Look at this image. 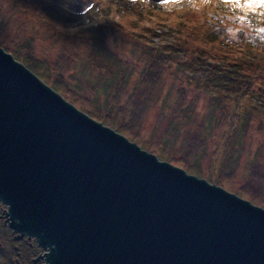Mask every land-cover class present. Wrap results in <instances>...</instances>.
Listing matches in <instances>:
<instances>
[{"label":"water","instance_id":"obj_1","mask_svg":"<svg viewBox=\"0 0 264 264\" xmlns=\"http://www.w3.org/2000/svg\"><path fill=\"white\" fill-rule=\"evenodd\" d=\"M0 203L37 264H264V207L80 110L0 46Z\"/></svg>","mask_w":264,"mask_h":264},{"label":"trees","instance_id":"obj_2","mask_svg":"<svg viewBox=\"0 0 264 264\" xmlns=\"http://www.w3.org/2000/svg\"><path fill=\"white\" fill-rule=\"evenodd\" d=\"M125 1L128 0H90V6L83 10L90 20L85 25L76 23L79 15L69 0H18L26 7H41L36 14L39 22L35 18L25 28L10 26L11 39L21 50H31L37 24L44 28L41 32L51 44L60 43L62 47L53 64L46 68L62 82L67 78L65 85L79 91L78 99L68 94L66 97L81 106L79 101L90 102L102 91L108 92L113 85L101 90L105 78L109 70L120 67L129 78L122 86L134 106L132 125L149 112L159 116L153 130L160 139L151 145L141 144L144 148L225 188L241 175L237 180L241 185L238 194L264 206V13L230 6L225 0H218L208 12L203 3L195 2L183 8L188 25L177 20L178 10H169L165 33L164 28H155L167 17L159 16L163 14L161 8L150 6L152 13L146 16L144 0H132L130 4ZM169 1L172 0H163V4ZM201 9L199 18L196 14ZM17 20L15 14L11 23ZM2 21L0 27L5 30L7 25ZM43 22L50 25L45 27ZM123 26L133 27L134 32L115 30ZM71 28L74 34H67ZM124 39L135 47L138 56L142 55L139 63L125 54L121 46ZM11 52L47 82L45 72L38 70L30 58L22 59L18 50ZM105 59L113 66L111 69L104 66ZM140 74L144 87L132 89L133 78ZM170 111L172 114L166 115ZM89 112L102 117L93 110ZM179 140L184 142L179 150L181 157L175 158L169 153L179 149ZM227 146L230 154L224 157ZM209 155L215 158L211 168H198L197 163ZM244 156L248 159L246 171L241 166ZM2 213L0 204V220ZM33 246L39 255L41 249L35 242ZM20 260L31 261L29 256Z\"/></svg>","mask_w":264,"mask_h":264},{"label":"rangeland","instance_id":"obj_3","mask_svg":"<svg viewBox=\"0 0 264 264\" xmlns=\"http://www.w3.org/2000/svg\"><path fill=\"white\" fill-rule=\"evenodd\" d=\"M131 1L132 0H128L125 2L130 4ZM69 3H71L69 5H71V7H73L74 10L79 15L80 21L76 23L79 24L80 22H82L85 25L90 24L89 18L88 17L86 18L83 12V10H85L86 8L90 6L89 5L90 0H69ZM187 4H190V3H186L184 6L190 7V5H187ZM213 4L217 5V0ZM155 5H157L159 8L163 10V14L159 16H162V17L167 16L165 19L160 20V26L155 27L156 29H158V31L164 28L162 29L163 32L165 33L168 32V26H169V20H170L168 13L170 12L169 10H173V9L178 10V15H177L178 21H181V23H186L187 25L189 24L187 15H184L183 13L185 11L183 10L184 7H181L182 5L180 6V4L177 3V1L175 2L172 0V2H169L168 4H163V0H144L143 6L146 7V11H147L146 16L152 13V7H155ZM150 6L152 7L149 8ZM203 6L206 7L204 3H203ZM166 7H170V8H166ZM178 7H181V8H178ZM37 9L40 11L41 7L40 8L26 7L22 4H19L18 0H0V24H1V20H3L2 22L4 24L6 23L7 25L5 27V30L1 29L0 27V42H2L1 43L2 46L1 45L0 46L3 48H6L7 51L9 50V52L13 50H18L20 52L19 56L22 57V59L30 58L29 61L31 62L33 61L34 62L33 65L34 66L38 65L37 69L43 70L45 74L47 75L46 77L47 84H49L52 87H54L53 85H55L59 91L57 90L56 87L54 88L59 93H61L66 99H67L66 94H68L72 98L78 99L80 98V96L77 94L79 93V91L75 89L72 90L70 89L71 88L70 86L67 87V85H65L64 82L68 83L67 78L64 77L63 79L64 82H62V80L60 79L58 80L53 74L49 73L50 70L46 68V67H50L53 64L55 60V56H57L56 52L60 51L62 45L57 42L51 44L50 39L46 37L44 33L41 32V31H44V28L42 26L39 27V25H37L39 22L38 17L36 15L38 12ZM202 10L203 9H201L200 12L196 14L197 17L199 16L200 18V15H201L200 13ZM207 11L209 12V9H207ZM207 11L205 12L206 14H208ZM15 14L18 16V20L17 22L11 23ZM81 15H83L84 17L80 18ZM210 15L211 17H214L213 14H210ZM35 18H37V24H36L37 30L35 32L36 40L34 44L31 46V50H27L24 46L23 47L25 49L21 50V47L15 44L13 40L11 39L13 28L16 25H21L23 28H25L26 27L25 25L28 26V24H32V22H34L32 20L36 21ZM42 24L45 27H47L46 25L49 23L43 22ZM120 24H122V22ZM10 26L13 28L9 29ZM161 26H164V27H161ZM62 29L65 31L64 27H62ZM115 30L123 34H130V31L134 32L133 27H124V26L120 30H118V28ZM127 30H130V31H127ZM49 31H51V29ZM67 34H71V35L74 34V28H71ZM169 34H170V38L168 40L171 39V32H169ZM79 36H82V35H79ZM121 46L126 52L125 54L127 56H131L132 58L136 60L137 63H139V59L140 57H142V55L140 56L137 55L135 47L130 42L124 39L121 41ZM37 58L39 60H37ZM20 62L25 64L22 61ZM104 64H107V65H104L106 68L111 69L113 67L111 66L110 63L107 62L106 59L104 60ZM33 72L36 73L35 71ZM124 74H125L124 71L120 67H115L113 70H109V73L107 74L105 78V83L103 87L101 88L102 90L103 88L107 86L113 85V87L110 88L108 92L102 91L99 97L96 98V96H94V98H92L93 101H91V98H90V102L89 101H79L81 104H83L82 106L78 103H74V102L73 103L80 110L88 113L89 115H91L97 120L101 121L103 117L104 121H106L105 125L108 124L109 127H112L116 131H119L120 133L127 136L129 139L136 140V141L135 140H132V141H135L138 144L140 143V145L141 144L151 145L152 142L154 143L156 141H159L158 139H160L157 131L153 130L155 129L154 127L156 125V121L159 116L156 115L154 112L153 113L149 112L146 114L145 117L135 122V123H138L139 125H135V123L132 125V121H131L132 117L130 116V114L132 111H134V106L132 102L130 101L129 97L127 96V94L125 95L123 91L122 85L125 84L127 80L129 79L128 77H125ZM139 78H143L141 74L133 78V81L131 84L132 89H134L135 86H138L139 89H142L144 87L143 84L140 82ZM136 79H139V80H136ZM43 81L45 80L43 79ZM132 94H133V91H132ZM69 101L72 102V100H69ZM90 110H93L95 114H98V116L100 117L102 116V117L101 118L95 117L94 114L89 112ZM171 114H172L171 111L166 113V115H171ZM161 130H163V127L161 128ZM137 137H138V141L136 139ZM183 143H184L183 140H179L178 144L176 145L177 147L180 145L179 149H176L175 151H171L169 154L173 155L175 158L181 157L179 150L183 147ZM168 149L169 148L165 146V149H164L165 152H168ZM147 150L150 152H153L149 148ZM229 154H230V148L227 146L224 149L223 156L226 157ZM162 159L168 160L167 158H162ZM212 159H215L214 155L207 156L206 158L203 159V161H201L202 163H197V167L205 168L208 171L212 166L211 165V163H213ZM241 166H242L243 171H246L248 169V159L246 158V156H244L241 159ZM203 178H206V177H203ZM206 179L208 181L215 183L213 180H210L208 178ZM237 180H241V175L238 177ZM237 180L235 182L229 181L228 182L229 187L226 189L241 196V194H238V188L241 187V185ZM245 199H248V198H245ZM256 205H259V204H256ZM3 223H4L3 219H1L0 220V230L2 231L3 234L1 238L2 244L0 245V264H13L14 260L16 259L18 255H22V257L29 256L31 261H33L34 258L36 259L38 257V255H36V253L34 252L36 248H34L33 244L31 243V240L28 239V236L26 235V236L19 237L17 233L12 232L11 229H9L7 226H4ZM14 237L18 239H15ZM43 252L44 251L42 250V253ZM37 264H42V263L38 262Z\"/></svg>","mask_w":264,"mask_h":264},{"label":"flooded vegetation","instance_id":"obj_4","mask_svg":"<svg viewBox=\"0 0 264 264\" xmlns=\"http://www.w3.org/2000/svg\"><path fill=\"white\" fill-rule=\"evenodd\" d=\"M2 217H3L2 219H3V222H4V223H3L4 226H7L6 223H5V217H4L3 214H2ZM7 227H8V226H7ZM2 234H3V233H2V231L0 230V245L2 244V243H1ZM13 235H14V234H13ZM14 238H15V237H14ZM15 239H18V238H15ZM21 257H22V255H18V256L16 257V259L14 260V263H13V264H32L33 261H30L31 263H30V262H27V263H26V262L21 261V260H20Z\"/></svg>","mask_w":264,"mask_h":264},{"label":"snow or ice","instance_id":"obj_5","mask_svg":"<svg viewBox=\"0 0 264 264\" xmlns=\"http://www.w3.org/2000/svg\"><path fill=\"white\" fill-rule=\"evenodd\" d=\"M225 2H228V0H225ZM234 2L239 3V0H234ZM244 2L249 6H264V0H244Z\"/></svg>","mask_w":264,"mask_h":264}]
</instances>
